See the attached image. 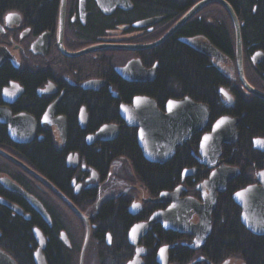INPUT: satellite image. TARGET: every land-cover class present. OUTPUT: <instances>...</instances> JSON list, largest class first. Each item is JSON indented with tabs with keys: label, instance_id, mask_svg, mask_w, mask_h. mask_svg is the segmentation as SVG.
<instances>
[{
	"label": "flooded vegetation",
	"instance_id": "obj_1",
	"mask_svg": "<svg viewBox=\"0 0 264 264\" xmlns=\"http://www.w3.org/2000/svg\"><path fill=\"white\" fill-rule=\"evenodd\" d=\"M205 1L45 0L44 6L53 10L42 20L34 12L12 9L0 12V24L5 29L0 33V47L7 48L19 63L17 67L14 61L6 60L0 66V70L6 67L16 74L0 84V109H7L13 118L20 115L31 117L30 125L35 127L32 141L18 144L10 138L8 126L0 122V130L4 134L0 150L40 175H34L0 154V178L10 179L35 197L50 217V221H46L22 195L8 191L0 184V198L21 209V214L1 204L0 208L11 212L12 218L29 224L30 264H36L34 255L39 249L34 229H39L44 237L41 252L46 264H128L135 261L138 250L139 256L134 264H247L238 253L227 257L222 253L218 255L219 250L211 242L218 239L215 227L219 225L223 212L222 208L219 209L221 199L233 203L236 208L234 221L243 227L246 234L264 238L245 228L243 210L233 200L237 192L248 186H259V179H264V134L243 140L241 125L246 111L239 106L255 98L264 99L247 91L242 84L238 72L235 25L228 11L219 3L203 4ZM223 1L231 6L240 26L244 78L254 91L264 96V46L257 40L243 38L245 23L241 12L231 0ZM12 14L20 17V23L7 27L8 22H16ZM204 43H210L229 59L234 68L232 74L227 76L214 68L213 60L199 50ZM178 48L188 50L196 63L217 74L212 101L206 97H195L185 85H178L175 76L170 77L168 85L167 81L162 85L160 53ZM130 64L132 67L126 76L118 73L119 69H126ZM139 68L146 74L135 80ZM11 83L19 84L22 90H11ZM86 85H89L88 89H84ZM221 90L226 91L232 101ZM115 95L126 105H131L136 97L147 96L162 112L166 111L169 101L186 97L209 108L207 126L178 148L186 149L192 165L182 171L176 186L155 194L139 187L134 189L135 192L129 190L115 194L106 188L111 173L103 179L87 164L78 149H72L65 158L66 168L71 170V180L67 188L61 189L32 169L21 155V147L49 139L58 151L65 150L69 144L83 142L91 148L103 143L87 145V137L94 135L103 125L94 124L96 118L93 119L89 101L113 99L119 116V101ZM52 107L54 121L47 115ZM225 116L239 119L238 140L222 145L215 168L203 166L198 159L202 139ZM113 124L120 125L121 130L127 128L121 120ZM61 127L65 128V138L59 135ZM255 141L258 142L255 144ZM70 155L71 166L68 167ZM119 160L123 163L126 159ZM221 166L237 169L239 174L228 183L225 192L217 193L212 231L203 245L196 243L197 235L168 231L160 224L149 226L136 245L130 244L129 232L133 226L147 223L153 213L170 206V203H154L152 200L181 186V198L193 197L202 202V193L197 190V185L209 179L212 172ZM193 169L197 171L183 176L185 170ZM93 172L97 174L96 178ZM198 220L194 216L191 222L198 223ZM220 223L226 224V218L221 217ZM8 255L16 264H21Z\"/></svg>",
	"mask_w": 264,
	"mask_h": 264
},
{
	"label": "water",
	"instance_id": "obj_2",
	"mask_svg": "<svg viewBox=\"0 0 264 264\" xmlns=\"http://www.w3.org/2000/svg\"><path fill=\"white\" fill-rule=\"evenodd\" d=\"M213 2L223 5L234 22L239 56L238 72L243 86L247 91L264 99V96L254 91L244 78L243 67L241 64L240 26L233 9L223 0H206L203 4ZM11 16L16 19V22H8L7 27H11L12 24L20 23V17L17 14H12ZM3 32H5V29L0 24V33ZM199 50L213 60V65L221 73L227 76L228 74L233 73V67L229 59L210 43L202 44L199 46ZM6 60L14 61L15 66L18 67L19 63L15 61L8 49L0 47V66ZM131 67L132 64L126 69H119L118 73L121 75L125 74L126 76L127 70ZM144 74H146V71L139 68L136 71L135 80H139ZM95 85L97 87L100 86V84ZM88 86L89 85L84 86V89H88ZM13 88L15 91L22 90L17 83H11V90ZM221 92L232 101L226 91L221 90ZM115 99L119 101L118 112L120 120L127 128L137 129V142L142 155L147 162L155 165H165L169 163L175 157L177 149L186 145L195 133L202 131L207 126L209 121V108L205 105L195 103L188 97L182 100L169 101L166 104L165 112H162L158 108L157 103L147 96L134 98L131 105L122 103L117 95H115ZM53 113L54 107L50 108V111L47 114L51 117V121H54L52 117L54 116ZM30 119L32 120V118L27 115H20L13 118L7 109H0V122L8 126V134L15 143L26 144L29 143V141H32L35 135V127H31L30 122L32 123V121ZM81 120H83V118H81ZM55 122L57 123V120ZM238 124L239 119L225 116L220 118L213 125L212 131L203 137L200 144V157L198 159L201 165L209 168L214 167L221 154L222 145L233 144L238 140ZM82 127H84V125ZM58 132L60 137L65 138L64 127H61ZM120 132V125H104L94 135L87 137V145H92L97 142H113L118 139ZM257 142L258 141H255V144ZM0 154L40 177V175L31 170L28 166L21 163V161L11 157L1 150ZM71 158L72 156L70 155L67 161L68 167L71 166ZM75 159L77 160V155L75 156ZM193 171H197V169L185 170L183 176L189 175ZM93 173L94 178H96L97 174L95 172ZM238 174L239 171L237 169L224 166L214 170L209 179L197 186V190L202 193V202L192 197L181 198V190L183 187H178L172 193H161L158 199L152 201L154 203H170V206L166 210L153 213L147 223L133 226L129 232L130 244L136 245L139 239L145 234V232H147L149 226L160 224L163 229L168 231L172 230L179 233L197 235L196 243L198 246L203 245L212 231V213L218 203L217 193L225 192L228 183L235 179ZM259 180V186H248L237 192L233 196V200L243 210L242 223L245 228L254 235L264 236V179L260 178ZM73 183H75V181ZM0 184L4 189L22 195L46 221H50V217L42 204L35 197L25 192L19 185L15 184L8 178H1ZM49 185L52 189L56 190L53 185L50 183ZM0 204L18 214H21V209L2 198H0ZM194 216L198 217V223L191 222V219ZM33 234L39 243L38 252L34 255L35 262L36 264H46L41 252V249L44 246V237L39 229H34ZM138 256L139 250L137 251V256L134 262H136ZM134 262L128 264H134ZM0 264L16 263L8 254L0 249ZM224 264L228 263L225 262Z\"/></svg>",
	"mask_w": 264,
	"mask_h": 264
},
{
	"label": "trees",
	"instance_id": "obj_3",
	"mask_svg": "<svg viewBox=\"0 0 264 264\" xmlns=\"http://www.w3.org/2000/svg\"><path fill=\"white\" fill-rule=\"evenodd\" d=\"M44 3L45 0H0V12L10 9L24 13L34 12L36 17L42 20L53 10L51 7L46 8ZM231 3L237 5L245 23L243 38L257 40V43L264 46V0H231ZM159 60L162 65L160 77L163 86L165 81L168 85L170 77L175 76L178 85L181 87L185 85L195 97H206L211 101L215 98L213 84L217 74L212 69L206 71L202 65L196 63L188 50L184 48L163 50ZM15 75L9 71V68L3 67L0 70V84ZM92 101H89V106L92 109L93 119L96 118L94 124L101 126L120 121L117 105L113 99L97 98ZM239 106L246 111L241 125L243 140L248 141L255 135L264 134V101L255 98L251 102L240 103ZM3 138L4 134L0 130V140ZM72 149H78L87 164L103 179L107 178L112 164L117 159L125 158L131 165L135 181L154 194L176 186L182 171L192 165L186 149L178 150L176 156L162 166L146 162L137 144L136 130L129 128L122 129L120 136L114 142L101 143L96 147L89 148L82 142L77 145L69 144L65 150L58 151L56 145L49 139L43 143L21 147L20 151L33 167L32 169L47 177L55 187L62 189L67 188L71 180V170L66 168L65 158ZM221 208L223 212L218 221L219 225L215 227L219 240L215 238L211 242L215 249L219 250L217 254L221 256L222 253L227 257L238 253L247 264H264V238H253L245 233L237 221H234L236 208L232 202L228 203L227 200L221 199L219 209ZM221 217L226 218V224L220 223ZM28 226L29 224L12 218L8 210L0 208L2 233L0 248L21 264H30L31 261L28 252L31 243Z\"/></svg>",
	"mask_w": 264,
	"mask_h": 264
},
{
	"label": "rangeland",
	"instance_id": "obj_4",
	"mask_svg": "<svg viewBox=\"0 0 264 264\" xmlns=\"http://www.w3.org/2000/svg\"><path fill=\"white\" fill-rule=\"evenodd\" d=\"M118 162V163H117ZM122 164V169L120 172H116V167L119 164ZM123 172V174H121ZM125 172V173H124ZM133 171H131L130 164L125 160V162L122 163V161H116V163L111 166L110 173L111 175L108 176V182H107V187L111 192H128L134 191L136 187H140V184L135 181L134 177L132 175ZM132 174V175H131ZM126 188V189H125ZM129 191V192H130ZM135 192V191H134Z\"/></svg>",
	"mask_w": 264,
	"mask_h": 264
},
{
	"label": "bare ground",
	"instance_id": "obj_5",
	"mask_svg": "<svg viewBox=\"0 0 264 264\" xmlns=\"http://www.w3.org/2000/svg\"><path fill=\"white\" fill-rule=\"evenodd\" d=\"M104 125H107V124H103L102 126H104ZM102 126H101V127H102ZM101 127H100V128H101ZM100 128H99V129H100ZM99 129H98V130H99ZM98 130H97V131H98ZM97 131H96V132H97ZM3 156H4V155H3ZM0 179H1V178H0ZM66 241H67V240H66Z\"/></svg>",
	"mask_w": 264,
	"mask_h": 264
}]
</instances>
